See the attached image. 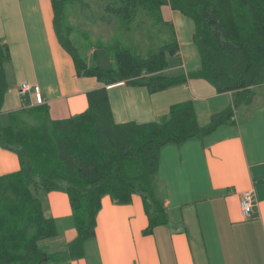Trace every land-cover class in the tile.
<instances>
[{"label": "crops", "instance_id": "0c3cea01", "mask_svg": "<svg viewBox=\"0 0 264 264\" xmlns=\"http://www.w3.org/2000/svg\"><path fill=\"white\" fill-rule=\"evenodd\" d=\"M3 2L0 42L8 45L10 59L19 65L22 77L19 84H10L6 72L8 88L0 127L10 123V112L40 104L49 107L54 119L85 111L88 92L106 85L95 76L77 72L56 32L52 0ZM167 6L179 44L174 56L179 61H170L165 72L184 73L187 80L156 92L125 81L108 85L114 120L158 121L172 105L190 101L201 126L230 108L235 110V121L221 124L201 138L161 147L154 181L167 220L152 232L145 233L149 216L142 194L134 193L128 203L105 194L95 235L85 240L82 253L43 264H264V83L252 88L249 102L235 107L234 92H219L206 79L190 76L201 65L195 22ZM179 25L182 32L189 29L186 35L191 45L186 50ZM23 83L38 86L39 91L33 88L20 93ZM20 168L17 153L0 144V176ZM64 184L37 194L45 214L57 224L56 235L38 241L51 254L67 251L78 236ZM247 189L257 199L252 218L243 217L240 209L241 195Z\"/></svg>", "mask_w": 264, "mask_h": 264}, {"label": "trees", "instance_id": "16d2710c", "mask_svg": "<svg viewBox=\"0 0 264 264\" xmlns=\"http://www.w3.org/2000/svg\"><path fill=\"white\" fill-rule=\"evenodd\" d=\"M64 1L52 0L59 39L72 55L77 72L95 76L106 86L89 91L88 108L74 116L54 119L46 104L10 112V123L0 130V144L17 153L21 168L0 176V264H43L79 256L85 240L95 235L105 194L119 203L130 202L134 193L142 194L149 216L145 233L152 232L167 220L154 181L161 147L201 138L235 121V110L230 108L201 126L190 101L172 105L158 121L114 120L108 85L125 81L156 92L187 80L184 73L165 72L179 44L173 23L162 13L164 5L195 22L201 65L190 76L206 79L219 92H234L235 107L249 102L252 88L264 83V0H107V21L117 18L127 27L137 23L143 29L153 20L167 34L158 48L147 53L115 43L109 49L115 60L110 69L90 65L63 37ZM10 58L8 45L0 42V110L8 88L5 64ZM61 182L78 236L67 251L51 254L38 241L56 235L57 224L45 214L37 193L59 189Z\"/></svg>", "mask_w": 264, "mask_h": 264}, {"label": "rangeland", "instance_id": "374dc122", "mask_svg": "<svg viewBox=\"0 0 264 264\" xmlns=\"http://www.w3.org/2000/svg\"><path fill=\"white\" fill-rule=\"evenodd\" d=\"M3 1L6 2V0ZM3 1L0 0V6L4 4ZM106 2L107 0L64 1L61 33L75 52L90 65L98 64L103 69H110L115 66L114 56L109 49L114 47L117 42L135 46L138 52L147 53L158 48L167 37L163 30L164 27L157 25L153 20L145 23L143 29L138 27L137 23L127 27L122 22H117V18H113L111 22L107 21L104 17L106 15ZM162 13L166 19L173 22L167 5L162 7ZM1 17L2 13L0 15V23H3V18L1 19ZM180 26L182 45L186 50V48L190 47L188 46L190 44L189 40L187 43L188 35H186L189 33V29L182 32L183 29ZM183 28L187 29L186 26ZM169 60L173 61L172 64L179 61L178 57L174 55L169 56ZM5 70L10 84H19L21 82V68L17 63L12 62V59L5 64ZM175 72H178V70ZM17 99L21 101L20 95ZM6 106L7 104L4 108ZM2 127H0V130ZM42 192L37 194H42Z\"/></svg>", "mask_w": 264, "mask_h": 264}, {"label": "built area", "instance_id": "2783aa9c", "mask_svg": "<svg viewBox=\"0 0 264 264\" xmlns=\"http://www.w3.org/2000/svg\"><path fill=\"white\" fill-rule=\"evenodd\" d=\"M35 88L36 91H39L38 86H32L29 83H23L20 88V93H24L27 90ZM257 203L255 192L251 189L245 190L240 198V209L243 217L252 218L255 213V206Z\"/></svg>", "mask_w": 264, "mask_h": 264}]
</instances>
